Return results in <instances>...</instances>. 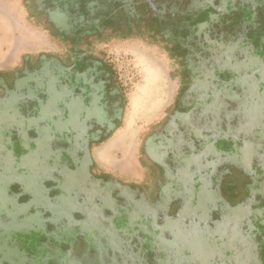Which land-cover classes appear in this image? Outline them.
<instances>
[{
	"label": "flooded vegetation",
	"instance_id": "af4514ba",
	"mask_svg": "<svg viewBox=\"0 0 264 264\" xmlns=\"http://www.w3.org/2000/svg\"><path fill=\"white\" fill-rule=\"evenodd\" d=\"M21 2L58 53L27 55L11 72H0V181L22 168L13 164V153L28 154L29 147L34 153L41 146L49 151L38 160L48 166L51 184L41 181L31 188L36 194L19 184L17 193L26 200L17 203L25 209L16 215L14 196L2 194L0 238L12 230L11 219H19L15 226L29 221L34 228L44 221L56 234V225L67 234L76 227L70 246L62 250L68 240L58 235L65 244L56 245L53 233L49 250H41L37 260L36 254L28 256V264H158L154 255L161 244L179 237L196 243L197 264H264V117L250 113L242 122L237 116L238 99L248 102V111L252 102L263 103L264 95L256 98L220 83L224 75L232 84V76L243 71L232 34L226 32L221 41L224 31L216 29L215 19L228 14L218 10L220 0H205V6L213 5L206 11L211 24L200 22L206 7L194 0ZM131 35L159 43L182 68L172 112L143 139L140 154L148 175L139 183L119 181L94 158V150L122 127L124 111L123 94L98 49ZM47 110L51 119L32 126L35 133L28 135L26 121ZM65 137L68 142H62ZM11 141L21 152L4 150ZM78 173L84 176L73 183ZM68 181L73 193L65 191ZM179 246L190 251L186 243L173 247Z\"/></svg>",
	"mask_w": 264,
	"mask_h": 264
},
{
	"label": "rangeland",
	"instance_id": "374dc122",
	"mask_svg": "<svg viewBox=\"0 0 264 264\" xmlns=\"http://www.w3.org/2000/svg\"><path fill=\"white\" fill-rule=\"evenodd\" d=\"M244 1L245 0H220L221 4H224L223 7L217 5L218 10L221 11L222 15L228 14L226 16H218L215 19V24L218 31H224V33L221 32L220 35L222 36V41L224 40L223 36L226 32L237 33L238 30H241L244 23L241 18L242 16L253 19L251 27H253L254 31L250 34L248 42L251 45H257L258 48H255L253 52H251V48L245 51L246 54L247 52H251L249 58L251 62L247 67L242 68L244 71H251L254 67L257 68L260 66V57L264 60V36L258 35V31L262 30L264 32V16L259 14L262 15L260 16L261 21L259 22L256 16L257 14L255 10L253 11L251 6H248L247 9L242 6L243 4L240 2ZM192 3L194 5L199 3L204 5L205 0H194ZM231 5H233V8L228 9ZM229 18L234 20V23H230ZM247 34L248 32H245V35ZM235 36V42H238L240 37L238 34H235ZM42 43L44 45H42ZM53 50L56 51L54 52ZM98 51L101 52L102 58L112 68L115 83L123 94L124 111L122 127L113 137L94 150V158L100 169L111 173L119 181L124 183H139L146 180L148 175L146 165L140 154L143 139L151 132H154V127L164 121L165 117L172 112L175 98L182 88V68L165 47H162L159 43L144 36H119L103 44ZM48 52L52 54L58 53L55 45L44 32L43 28L38 26L37 23L28 16L21 0H0V72H11L21 63L24 56L30 55L34 58L38 54ZM256 75L245 81L240 78V81L243 83L244 87L246 86V88H248V90H246V88L243 90L247 92L251 91V94H254V96L258 95V98H261L260 95H264V87L262 85V83H264V69L260 71L259 75ZM238 102H241V99H238ZM11 104L15 103L11 102ZM51 116L48 110L45 112V115L43 111L39 112L36 117L29 120L31 122L28 123V121H26V133H28V135H33L35 132L31 127H35L47 119L50 120ZM128 121L132 123V129L130 131L131 123L129 122L122 133ZM70 125H73L72 122ZM58 132L59 130L57 133ZM118 135H120V138H118V141L120 140L119 142L125 141L115 147L109 155L106 157L103 156L104 148L111 144ZM65 141L68 142L67 137L62 139V142ZM8 146L21 152L20 145L16 141L8 142L4 150H6ZM29 148H25V152L28 154L19 155V153H13V156L16 158H14L13 164L15 165L16 162H19L18 164L20 166L22 164L24 170L22 168L19 170L17 167L16 171L13 170L10 174H3L1 177L2 181H0V197L8 194L14 196L13 215H16V211H23V209H25L22 205H18L26 200L23 195L17 193L19 184L23 185L25 190L31 194L33 193L31 188L38 189V183L44 180L42 182V184H44L46 181L50 180V173L48 174L47 172L48 166H45L38 160V156L42 155V151H44V153L49 151L42 150L43 148L38 146L37 152L33 153ZM254 149L255 148H253V150ZM207 150L208 153H212L208 148ZM64 157V155H61V160H65ZM26 171L28 174L24 175ZM40 173L45 174L47 177H41ZM83 176L84 173H78L77 176L74 177L73 183H77V179ZM48 183L51 184L50 181ZM73 183L68 181L65 191H72L73 193L75 188ZM3 185L5 187H2ZM33 194L36 193L34 192ZM212 199L214 200L215 197L211 196V200ZM66 204V200H63L61 206L65 207ZM9 218H11L10 214ZM17 220L19 221V219L10 220L12 221L10 224L12 230L9 231L7 235L5 234L0 238V264H28V256L36 254L35 257H38V253L41 254V250L45 252L49 250V242L54 240L53 235H55L56 232L44 225V221L41 222V226L34 228L36 225H28L29 221H22L19 225L15 226ZM56 226L58 233L56 234L57 238H59L58 235H61L68 240L67 245L61 247L62 250H64L65 247L70 246L69 243L71 244V242L73 243V241H76L78 235L76 236L75 233L77 230L75 229L76 227H72L74 228L73 233L67 234L62 227L60 228L61 224ZM7 228L9 229L8 226ZM42 238L46 239L44 244L41 243L43 241H40ZM64 239L59 240V244L56 243V245L60 246L65 244ZM177 243L182 245L186 243L190 246V251L183 249L182 246L176 247L177 249L174 248V244L176 245ZM161 245L163 246L161 250L169 252L166 253L163 251V253H161L162 251H158L159 253H155L154 259L158 264H177L179 262L181 264L199 263V253L201 251L196 247L194 241L187 242L179 237L178 240H174L173 242L166 241ZM169 246L172 248H168ZM181 247L182 249H180ZM209 248L211 251L217 249L216 245ZM21 251H23V253ZM105 251L106 249L101 251V253L105 254ZM152 253L153 251L151 254ZM107 254H109V252ZM167 255H169V258ZM162 256L167 258L164 262H162ZM174 258H177L175 263L171 261V259L174 260ZM209 259L205 258L203 261L208 262ZM46 262H48V260H45V263ZM132 264H134V262ZM200 264H202V262Z\"/></svg>",
	"mask_w": 264,
	"mask_h": 264
},
{
	"label": "trees",
	"instance_id": "16d2710c",
	"mask_svg": "<svg viewBox=\"0 0 264 264\" xmlns=\"http://www.w3.org/2000/svg\"><path fill=\"white\" fill-rule=\"evenodd\" d=\"M240 3H242L243 5L242 6H244V8L245 9H247L248 8V6H251L252 7V9H253V11L255 10V12H256V16L258 17L257 19H258V21L260 22L261 21V19H260V16H264V0H245L244 2H240ZM208 3H206V6H205V4L204 5H202V7L204 6V7H206L205 8V12L206 11H210V10H212L213 9V5L211 4H209V5H207ZM224 4V3H223ZM223 4H221L220 6H222L223 7ZM257 6H256V5ZM256 6V7H255ZM258 7V8H257ZM260 7H261V9H260ZM233 8V5H231V7L230 8H228V9H232ZM203 9V8H202ZM261 11H262V13H261ZM259 14H262V15H259ZM205 20L204 19H201L200 20V22H204L205 24H211V22H212V19H213V17H211V15H209V13L208 12H206L205 13ZM242 19H243V26L241 27V30H238V32L237 33H234V32H229V34H232V44H233V46H238L239 48V52H238V65H240V67H247L248 66V64H250V54H251V52H253L254 51V49L255 48H258V46L256 45H251L249 42H248V38H249V36H250V34H252L253 33V27H251V23H252V20L253 19H250L249 17H246V16H242L241 17ZM230 21V20H229ZM233 23H234V20H231ZM200 22H198V23H200ZM254 23V22H253ZM199 26H200V24H197L195 27L198 29L199 28ZM245 32H248V34L247 35H245ZM258 35H263L264 36V32L261 30V31H258ZM235 34L237 35H239V37H240V40H238V42H235ZM247 36V37H246ZM213 42L214 43H218V41L217 40H213ZM212 42V43H213ZM234 42V43H233ZM256 44V43H255ZM264 45V44H263ZM251 48V52L250 53H248L247 52V54L245 53V51L246 50H248V49H250ZM234 57V56H233ZM260 59V66H258L257 68H253V69H251V71H238V73H236L238 76H232V80L231 81H233V83L231 84V83H229L230 81H229V79H227L224 75H223V77L220 79V83L221 84H223L224 85V87L226 86V87H228V88H237V89H244V88H246V87H244L243 86V83L240 81V78L243 80V81H245L244 79L246 78V80H249V79H251L252 77H254L256 74H260V71L261 70H263L264 69V60L262 59V57H260L259 58ZM236 60V58L234 57L233 58V61H235ZM229 62V61H228ZM231 62H232V60H231ZM230 62V63H231ZM217 68H219V67H216V69ZM258 69V70H257ZM217 71V70H216ZM219 72V71H218ZM222 72H224L225 74L227 73V71H225L224 69L222 70ZM244 73L245 75L244 76H241V73ZM233 75H236L235 73H232ZM256 77H257V75H256ZM244 78V79H243ZM227 83V84H226ZM261 84V83H260ZM230 85V86H229ZM262 85H263V87H264V83H262ZM246 90H248V88H246ZM245 90V91H246ZM244 91V93H248L247 91L245 92ZM251 92V91H250ZM249 92V94L250 95H253L254 96V94H251ZM255 96H257L256 98H258V95H255ZM245 98V96L243 97V99ZM246 105H249L248 104V102H245V100L243 101H241V102H238V104H237V110H238V121H242V122H244V121H246V120H248V119H250V118H247L248 117V114L250 115V113L251 114H253L255 117H257V118H261V117H264V102L263 103H259L258 102V106H257V102L255 103V102H252L251 103V105H250V107H251V109H249L250 110V112H249V110L248 111H246L245 109H247L246 108ZM63 238H65L64 236H63ZM66 239V238H65ZM59 240H61L60 238H59ZM58 242V240L56 241V243ZM50 243H53V241H50L49 242V244ZM163 251V250H162ZM162 257H165V256H162ZM36 258V257H35ZM36 260H37V258H36Z\"/></svg>",
	"mask_w": 264,
	"mask_h": 264
},
{
	"label": "crops",
	"instance_id": "0c3cea01",
	"mask_svg": "<svg viewBox=\"0 0 264 264\" xmlns=\"http://www.w3.org/2000/svg\"><path fill=\"white\" fill-rule=\"evenodd\" d=\"M40 43V42H39ZM42 45H44L43 43H42ZM51 49V48H50ZM53 51H56V50H53ZM38 55H40V54H38ZM33 58V57H32ZM35 58V57H34ZM33 58V59H34ZM34 90H35V93H36V95H38V93H39V89L37 88V87H35L34 88ZM33 95V96H32ZM31 96H32V98L34 97V94H33V92H31ZM30 96V97H31ZM131 123V122H130ZM129 124V121H128V123L126 124V126ZM126 126H125V128L123 129V131H122V133L124 132V130L126 129ZM131 129H132V123H131V127H130V131H131ZM121 133V134H122ZM120 134V135H121ZM120 135H118L116 138H115V140L111 143V144H109L107 147H105L104 148V150H103V156H107V151L106 150H110L116 143H117V141H118V137L120 136ZM130 136V135H129ZM131 137V136H130ZM129 139V138H128ZM125 141V140H124ZM124 141H122V142H124ZM122 142H120V143H122ZM119 143V144H120Z\"/></svg>",
	"mask_w": 264,
	"mask_h": 264
},
{
	"label": "bare ground",
	"instance_id": "6f19581e",
	"mask_svg": "<svg viewBox=\"0 0 264 264\" xmlns=\"http://www.w3.org/2000/svg\"><path fill=\"white\" fill-rule=\"evenodd\" d=\"M130 122V121H129ZM127 127V126H126ZM118 138H120V136L118 137ZM120 141V140H119ZM119 141H117V143L108 151V150H106L107 151V155H109L110 153H111V151L113 150V149H115V147H117L118 145H119ZM122 142V141H121Z\"/></svg>",
	"mask_w": 264,
	"mask_h": 264
}]
</instances>
